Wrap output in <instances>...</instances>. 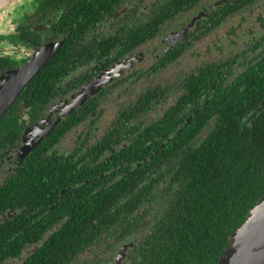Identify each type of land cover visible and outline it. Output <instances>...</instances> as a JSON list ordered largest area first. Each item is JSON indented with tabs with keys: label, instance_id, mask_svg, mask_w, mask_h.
Returning a JSON list of instances; mask_svg holds the SVG:
<instances>
[{
	"label": "flooded vegetation",
	"instance_id": "obj_1",
	"mask_svg": "<svg viewBox=\"0 0 264 264\" xmlns=\"http://www.w3.org/2000/svg\"><path fill=\"white\" fill-rule=\"evenodd\" d=\"M12 8L0 16V88L42 48L60 47L40 71L53 77L46 75L41 91L27 87L8 111L16 107L11 115L22 131L0 147V187L32 157L26 165L39 175L37 197H58L48 211L42 199L3 211L0 223L22 212L28 231L54 210V218L68 216L60 205L78 190L72 184L130 177L181 132H199L147 175L178 167L216 132L223 104L264 94V0H22ZM263 106L264 99L244 118ZM110 161V177L92 176ZM133 247L123 242L111 254L103 247L84 260L125 264Z\"/></svg>",
	"mask_w": 264,
	"mask_h": 264
},
{
	"label": "trees",
	"instance_id": "obj_2",
	"mask_svg": "<svg viewBox=\"0 0 264 264\" xmlns=\"http://www.w3.org/2000/svg\"><path fill=\"white\" fill-rule=\"evenodd\" d=\"M46 75L53 77L49 69L40 72L28 90L41 91ZM259 82L264 87V81ZM262 99L264 94L223 104L216 132H208L205 141L178 167L162 172V167L153 169V174L147 175L165 160L164 154L173 145L182 138L191 142L199 132L174 135L158 156L141 167L134 166L130 177L100 178L104 182L93 181V185L72 184L78 190L64 197L60 205L71 210L68 216L54 218V210L28 231L22 212L1 222L0 264L20 260L18 264H99L84 259L99 255L103 247L111 254L123 242L134 244L125 264H217L229 248L231 236L264 198V106L254 115L256 119L244 118ZM14 108L0 121V147L8 142L10 133L16 137L22 131L17 117L12 119ZM137 160L142 158L133 159ZM110 162L108 168L94 169L92 176L106 173L110 177L109 171L116 166ZM26 163L0 187V215L11 208L22 210L39 199L47 205L45 211L55 204L57 194L48 200L42 194L37 197L42 192L39 175ZM43 186L46 190L49 185ZM87 192L93 194L80 198ZM66 218L69 223L57 228Z\"/></svg>",
	"mask_w": 264,
	"mask_h": 264
},
{
	"label": "water",
	"instance_id": "obj_3",
	"mask_svg": "<svg viewBox=\"0 0 264 264\" xmlns=\"http://www.w3.org/2000/svg\"><path fill=\"white\" fill-rule=\"evenodd\" d=\"M22 0H0V15ZM60 45L42 48L32 60L3 80L0 88V121L38 73L47 66ZM31 148H25L24 159ZM231 244L217 264H264V198L250 211L247 220L231 236Z\"/></svg>",
	"mask_w": 264,
	"mask_h": 264
},
{
	"label": "rangeland",
	"instance_id": "obj_4",
	"mask_svg": "<svg viewBox=\"0 0 264 264\" xmlns=\"http://www.w3.org/2000/svg\"><path fill=\"white\" fill-rule=\"evenodd\" d=\"M5 14H6V12H5ZM5 14H2V15H0V16H1V17H4ZM231 49H232V48H230L229 50H226V53L229 52ZM18 263H20V261H13L11 264H18Z\"/></svg>",
	"mask_w": 264,
	"mask_h": 264
},
{
	"label": "crops",
	"instance_id": "obj_5",
	"mask_svg": "<svg viewBox=\"0 0 264 264\" xmlns=\"http://www.w3.org/2000/svg\"><path fill=\"white\" fill-rule=\"evenodd\" d=\"M12 7H13V6H12ZM12 7H10L8 10L11 11V9H13ZM8 10H7V11H8Z\"/></svg>",
	"mask_w": 264,
	"mask_h": 264
}]
</instances>
